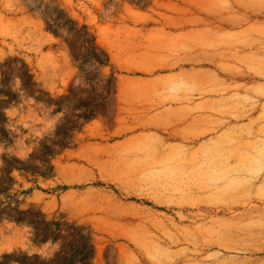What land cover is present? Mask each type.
<instances>
[{
	"label": "rangeland",
	"instance_id": "rangeland-1",
	"mask_svg": "<svg viewBox=\"0 0 264 264\" xmlns=\"http://www.w3.org/2000/svg\"><path fill=\"white\" fill-rule=\"evenodd\" d=\"M56 7L108 65L48 30ZM4 72L1 264L58 249L29 210L89 227L94 264H264V0H0Z\"/></svg>",
	"mask_w": 264,
	"mask_h": 264
},
{
	"label": "trees",
	"instance_id": "trees-1",
	"mask_svg": "<svg viewBox=\"0 0 264 264\" xmlns=\"http://www.w3.org/2000/svg\"><path fill=\"white\" fill-rule=\"evenodd\" d=\"M138 2L144 0H135ZM52 22L48 23V30L56 37H62L61 31L66 30L68 37L66 41L69 42L71 50L75 51V45L79 44L86 50L88 56H94L100 65H108L110 62L107 53L100 48L96 43V37L92 34L87 26H82L79 29L77 22L70 19L64 10L58 7L53 9L51 15ZM97 53L103 56L101 60ZM74 58L78 60V56L73 54ZM87 57L83 58L86 60ZM22 64V73L20 78L22 79L24 86L28 90H32L36 86L34 78L31 75L28 66L19 59H13L4 64V67L9 68L13 63ZM24 69V70H23ZM9 82L7 72L3 73V81L0 86H4ZM2 94H5L7 99L0 100V107L2 105H9L17 100L16 95L10 92L1 90ZM90 119V117H86ZM7 122L6 115L0 108V140H6L9 138L8 132L2 128ZM20 216H28L27 219L19 217L16 219L18 224L27 223L31 225L34 230V237L32 244L37 247H42L51 243L52 245H58V249L52 255L43 257L35 254L30 256L27 253H20L15 255V263L18 264H94L96 259V246L94 243L93 232L89 227L80 225L78 223H71L65 220H52L48 221L46 216L42 212L35 213L33 210L26 212H19ZM9 257L5 256L4 260ZM1 264V263H0Z\"/></svg>",
	"mask_w": 264,
	"mask_h": 264
},
{
	"label": "crops",
	"instance_id": "crops-1",
	"mask_svg": "<svg viewBox=\"0 0 264 264\" xmlns=\"http://www.w3.org/2000/svg\"><path fill=\"white\" fill-rule=\"evenodd\" d=\"M110 54H111V59H112V62L114 63V65L119 69V70H121V71H124V72H128V69H126V66H125V63L123 64V63H121V62H118V60H117V58H116V56H117V53H116V51L114 52V51H110ZM138 77V76H137ZM139 78H140V76H139ZM126 84V83H125ZM119 91H120V94L121 93H123V96H122V98L123 99H121L123 102H124V106L125 107H133L135 110H133V111H137L136 112V115H138V116H141V115H145L144 113H141L140 111H139V108L138 107H140L141 105H143V106H147V107H150L152 104H153V101H152V99H150V98H148V99H138V98H136V97H133V98H126V96L127 95H129L130 93H131V91H129V87H125L124 88V86L123 87H121V84H120V87H119ZM122 91V92H121ZM135 98V99H134ZM120 100V101H121ZM122 106H123V104H122ZM178 105H176V107H174V105H172L171 106V108H169V109H167L168 111H173V110H176L178 107H177ZM130 110V109H129ZM130 111H132V110H130ZM126 112H127V110H126ZM160 113H163V112H167L166 110H160L159 111ZM146 115H151V112H149V113H146ZM138 116L136 117L137 119H138ZM135 118V119H136ZM136 119V120H137ZM17 264V263H16Z\"/></svg>",
	"mask_w": 264,
	"mask_h": 264
}]
</instances>
